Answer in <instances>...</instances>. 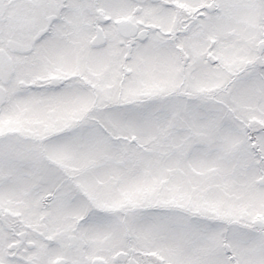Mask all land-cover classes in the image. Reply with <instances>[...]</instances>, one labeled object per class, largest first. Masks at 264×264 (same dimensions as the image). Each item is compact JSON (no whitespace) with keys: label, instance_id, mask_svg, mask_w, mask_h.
I'll return each mask as SVG.
<instances>
[{"label":"snow or ice","instance_id":"1","mask_svg":"<svg viewBox=\"0 0 264 264\" xmlns=\"http://www.w3.org/2000/svg\"><path fill=\"white\" fill-rule=\"evenodd\" d=\"M0 264H264V0H0Z\"/></svg>","mask_w":264,"mask_h":264}]
</instances>
